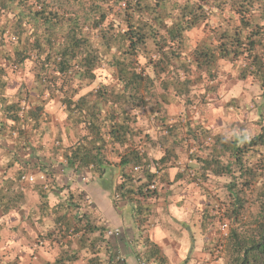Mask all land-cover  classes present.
<instances>
[{
    "label": "trees",
    "instance_id": "trees-1",
    "mask_svg": "<svg viewBox=\"0 0 264 264\" xmlns=\"http://www.w3.org/2000/svg\"><path fill=\"white\" fill-rule=\"evenodd\" d=\"M212 19L210 35L193 46L189 33ZM222 64L261 90L254 134L228 137L191 115L218 94ZM57 103L64 112L60 129ZM180 103V114L165 110ZM146 116L155 134L141 126ZM29 151L46 179L32 187L38 221L50 227L27 238L26 261L7 253L1 264H33L40 250L50 258L42 264H127L72 179L84 172L102 179L113 168V205L132 212L141 263L169 264L145 230L158 201L167 202L162 191L179 184L201 192L204 237L217 223H229L219 247L209 240L216 245L211 254H224L225 264H264V0H0L3 217L27 203L20 182L31 169L15 157ZM58 167L71 181L60 183ZM220 179L224 197L207 187ZM7 228L0 223V239ZM19 230L15 225L11 233Z\"/></svg>",
    "mask_w": 264,
    "mask_h": 264
},
{
    "label": "rangeland",
    "instance_id": "rangeland-1",
    "mask_svg": "<svg viewBox=\"0 0 264 264\" xmlns=\"http://www.w3.org/2000/svg\"><path fill=\"white\" fill-rule=\"evenodd\" d=\"M216 24L217 20L212 19L207 24H203L199 28L189 33V40L191 44L193 46L199 44V42L210 35L211 28L215 27ZM220 74L221 76L218 81V94L212 96L211 102L206 107L201 108L200 105H196L195 107H193L191 110V115L196 116V118L202 119L205 125L213 129L215 132L224 133L228 135V137H232L233 134L241 133L249 135L254 134L255 121L258 118L255 110L254 100L258 95L261 94V90L257 82L253 79H248L245 81L238 80L235 69L231 65L227 64H222ZM12 86L13 85L11 84V87ZM196 95L197 92L193 94V96ZM234 100H237V104L239 105V108L237 109L235 108V105H230V103ZM183 109L185 108L183 107L182 103L177 106H168L165 108L170 116L180 114L181 112H183ZM52 110L54 115L55 128L60 129V127H62L65 123L62 106L57 103L52 108ZM201 113H203L202 116L200 115ZM141 126L146 129L147 132L155 134V124L147 116L146 120L142 122ZM58 173L60 183L65 184L71 181L70 177L64 171H62L60 167H58ZM33 176L36 180H38L36 175ZM72 179L74 180V187H80L86 191V194L97 205L98 210L103 213L110 228H113L114 224L109 218L111 217L112 213L114 214V211L115 213L119 214V210H117L116 208L114 210L112 208L111 201V198L114 194V187L118 182L117 168H113L112 170H110L102 179L91 180L90 174L86 172L81 174V176ZM225 183V179L213 180L207 185V187L213 192V194L218 193L220 197H224ZM186 188L187 187H180V185L177 184L173 185L172 187H167L162 191L167 202H164V199H160L155 209L156 213L157 210H160V214H166L169 216L170 206L175 208L177 207L176 203L182 202L183 207L179 208L180 212L173 211V217L169 216L165 222V224L168 226L169 235L170 237H172V240L171 238H166V240H168L167 244H169L170 242V245L165 247L164 244L166 243V241H161L160 246L165 255L168 257V261L169 259H171L173 261V264H181L185 261L186 262L184 264H200L196 260H194L196 254L201 253L200 251H197L198 247L196 249L194 243H197L198 241V243L200 244L197 231H199L200 229L198 226V218L201 217V215L198 211V206L201 202V192L195 186L190 190H186ZM118 208L121 210V208L123 207L122 205H120L118 206ZM181 212L182 215L184 213V217L181 216ZM127 213L128 209L124 210V221L122 223L120 221L117 222V226L123 231L122 232L121 230H118L120 236L109 237L110 240H112V242L116 245H121L122 242H124L126 239H129L128 237H130V235H134V230H137L134 228L131 219L127 218ZM221 224L223 223H217L212 227L208 235L205 236V249H203V252L205 253H202L203 255H205V264H225L224 254L217 255L218 253L216 252L214 254L210 253V251L214 249L216 250V245L210 243L209 240H218L219 243H217V246L219 247V244H221L225 239V236L221 231ZM12 228L13 227H8L6 229V232L2 233V236L5 238H3L2 240L1 237L0 239V261L8 260L7 253H10L11 251V243L14 244V239L10 240V243H8L9 240H7V237L9 236L8 233L11 232ZM145 234L150 236V232H148L147 230H145ZM1 241H3L4 243H2ZM173 243L175 244L173 245ZM7 244V251H2V249H4L5 245ZM127 246L128 244L125 245V247ZM22 247H26V245H23ZM174 247H179V249L175 250ZM14 250L19 251V248H15ZM136 251L138 252L137 249ZM80 264H83V262H81Z\"/></svg>",
    "mask_w": 264,
    "mask_h": 264
},
{
    "label": "crops",
    "instance_id": "crops-1",
    "mask_svg": "<svg viewBox=\"0 0 264 264\" xmlns=\"http://www.w3.org/2000/svg\"><path fill=\"white\" fill-rule=\"evenodd\" d=\"M12 85H13L12 87L10 86V88H12V89H10L11 92H16V90L18 89V87L16 86V83L13 82ZM15 158L19 163H21L25 166H28L31 169V171H29L28 175H32V174L36 175L38 180L35 179V183H32V184L20 182L24 185V187L26 189L25 195H26L27 203L23 206V208L21 210H19L16 214L14 213V215H12L10 217H3L2 215H0V223H4V222L7 223V226L9 228L14 227L15 225L20 227V230L18 233L9 232L8 233L9 236L7 237L8 238L7 240H9L8 243H10V240L14 239V241H13L14 244L11 243V245H10L11 256H13V257L19 256L23 260L25 259L24 261H26L28 253L31 252L29 240L30 239H31V241L35 240L38 236V233L42 232L43 230L46 231L47 229H49L48 227H50L49 224H46V226H43V227L40 226V224H39V221H38L39 220L38 205L40 204V200H39L37 193H35L32 190L33 186H35L39 183H45L46 179L41 180V176H43V175L40 174L37 170V164L38 163H37V158H36L34 151H29L27 153L21 152L18 155H16ZM8 173H13V171L10 170V171H8ZM4 174H5V172L0 173L1 176H3ZM11 176H12V174H11ZM1 181L2 180H0V183H1ZM111 201H112V198H111ZM91 202L93 203L94 207L98 210L97 205L92 201V199H91ZM176 206L177 207H175V208L170 206L169 216L173 217L172 216L173 211L174 212L179 211V208H182L183 204H182V202H179V203H176ZM122 207L123 208H121V210L119 208H116L117 210H119V212H118L119 214L115 213V211H114V214L112 213L111 217L109 218L111 220V222L114 224L113 228H110V226H109L107 220L105 219L103 213L98 210V212L101 214L102 218L104 219V221L106 222V224L108 225V227L111 230L115 229V230H121L122 231V229L117 226V222L120 221L122 223L124 221L125 215L123 217V214H124V210H126V209H128V213L126 214L127 218L131 219V221L133 223L132 212H131L130 208L126 205H123V204H122ZM112 208L115 210V207L113 205V201H112ZM157 213H158V216H157ZM157 213L155 210V213L153 214V216L151 218V222L153 224L152 227H149L147 224L146 228H147V231L150 232V237L161 248L160 242L166 241V243L164 244V246L166 247V246L170 245V242H169V244H167L168 240H166V238H171V240H172V237H170L168 226L165 224V222L169 216L166 214L165 215L160 214V210H157ZM180 214L182 217H184V213H183V215H182V212ZM180 214H179V216H180ZM181 216H180V218H181ZM180 218H178V219H180ZM200 220H201V217L198 218L199 228L201 226ZM22 230H25L27 235H24ZM4 232H6V230ZM197 232H198L197 235L199 237L200 244L197 241V243H194V245L196 246V249L198 247L197 251H200L201 253H197L194 260H196L200 264H205V255L202 254V253H205V252H203V249H205V237L202 235L201 229H199V231H197ZM138 233H139L138 230H134V235H130V237H128L129 239H126L124 242L121 243V245L120 244L117 245L120 254L126 260L127 264H143L137 259L136 248L133 244V241L138 237ZM3 238H5V237L2 236V240H3ZM1 242L4 243L3 241H1ZM126 244H128L127 247H125ZM174 244L175 243H173V245ZM23 245H26V247H22ZM188 246H189V244H188ZM14 247L19 248V251L14 250L15 249ZM7 248H8V244L5 245V248L2 249V251H7ZM174 249L175 250L179 249V247H174ZM161 250H162V248H161ZM12 251H13V253H12ZM46 260H50L49 255L44 250H40L39 254H37L36 257L33 259V264H42ZM81 262H83V264H85V262L82 260L78 264H80ZM184 263L182 262L181 264H184ZM169 264H173V261L171 259H169Z\"/></svg>",
    "mask_w": 264,
    "mask_h": 264
},
{
    "label": "built area",
    "instance_id": "built-area-1",
    "mask_svg": "<svg viewBox=\"0 0 264 264\" xmlns=\"http://www.w3.org/2000/svg\"><path fill=\"white\" fill-rule=\"evenodd\" d=\"M135 171L136 172L139 171V168H136ZM44 179H45V177L41 176V180H44ZM21 182L32 184V183H35V178L32 175H25L21 178ZM152 188H155V186H152ZM228 229H229L228 223L225 222V223L221 224V231L223 232L225 237L228 234ZM107 236L108 237H119L120 233L118 230H109Z\"/></svg>",
    "mask_w": 264,
    "mask_h": 264
}]
</instances>
